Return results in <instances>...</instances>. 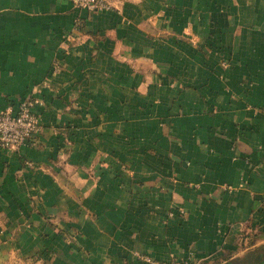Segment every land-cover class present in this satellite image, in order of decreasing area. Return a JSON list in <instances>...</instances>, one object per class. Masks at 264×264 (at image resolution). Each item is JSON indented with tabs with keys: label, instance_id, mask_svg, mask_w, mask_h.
Here are the masks:
<instances>
[{
	"label": "crops",
	"instance_id": "1",
	"mask_svg": "<svg viewBox=\"0 0 264 264\" xmlns=\"http://www.w3.org/2000/svg\"><path fill=\"white\" fill-rule=\"evenodd\" d=\"M110 1L0 0V108L40 101L35 140L0 149V264L264 243V0Z\"/></svg>",
	"mask_w": 264,
	"mask_h": 264
},
{
	"label": "built area",
	"instance_id": "2",
	"mask_svg": "<svg viewBox=\"0 0 264 264\" xmlns=\"http://www.w3.org/2000/svg\"><path fill=\"white\" fill-rule=\"evenodd\" d=\"M73 6L90 11H101L112 7L110 0H70ZM80 21L74 23L78 29ZM38 98L21 100L18 104H6L0 108V149L13 151L35 140L40 130L39 117L33 107ZM146 260L151 261L146 257ZM162 264H195L188 258H171Z\"/></svg>",
	"mask_w": 264,
	"mask_h": 264
},
{
	"label": "rangeland",
	"instance_id": "3",
	"mask_svg": "<svg viewBox=\"0 0 264 264\" xmlns=\"http://www.w3.org/2000/svg\"><path fill=\"white\" fill-rule=\"evenodd\" d=\"M264 248V243H259L255 247L248 248L246 250H242L233 258L227 260L232 264H252L256 260V255L259 252H262Z\"/></svg>",
	"mask_w": 264,
	"mask_h": 264
},
{
	"label": "trees",
	"instance_id": "4",
	"mask_svg": "<svg viewBox=\"0 0 264 264\" xmlns=\"http://www.w3.org/2000/svg\"><path fill=\"white\" fill-rule=\"evenodd\" d=\"M252 264H264V248L262 252L256 255V260Z\"/></svg>",
	"mask_w": 264,
	"mask_h": 264
},
{
	"label": "water",
	"instance_id": "5",
	"mask_svg": "<svg viewBox=\"0 0 264 264\" xmlns=\"http://www.w3.org/2000/svg\"><path fill=\"white\" fill-rule=\"evenodd\" d=\"M221 264H231L229 261H226L224 263H221ZM236 264H239V263H236Z\"/></svg>",
	"mask_w": 264,
	"mask_h": 264
},
{
	"label": "flooded vegetation",
	"instance_id": "6",
	"mask_svg": "<svg viewBox=\"0 0 264 264\" xmlns=\"http://www.w3.org/2000/svg\"><path fill=\"white\" fill-rule=\"evenodd\" d=\"M232 264V263H231Z\"/></svg>",
	"mask_w": 264,
	"mask_h": 264
}]
</instances>
